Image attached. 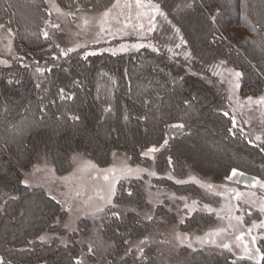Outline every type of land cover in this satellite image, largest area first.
Wrapping results in <instances>:
<instances>
[{
    "label": "trees",
    "instance_id": "obj_1",
    "mask_svg": "<svg viewBox=\"0 0 264 264\" xmlns=\"http://www.w3.org/2000/svg\"><path fill=\"white\" fill-rule=\"evenodd\" d=\"M57 1L69 9H100L112 2ZM155 1L164 13L152 30L156 42L174 45L183 39L193 68L205 69L216 60L231 64L241 73L243 95L264 89V0ZM47 19L44 0H0V22L12 28L18 51L28 61L48 63L40 71L15 61L0 66V264H76L75 241L38 239L40 232L57 228L54 218L63 216L59 203L43 187L21 182L22 169L44 151L60 173L70 167L74 150L104 165L114 149L135 161L141 149L166 139L156 156L158 171L169 156L177 169L185 161L213 180L227 176L232 168L264 180V144L249 141L232 126L224 110L225 95L215 82L167 52L145 47L56 62L53 47H44ZM173 124L183 127L172 130ZM155 182L179 192L196 190L190 182L166 177ZM133 185L128 201L143 205V190ZM162 210L157 206V213L175 220V213ZM199 214L193 213L185 223L195 222ZM138 216L128 210L106 218L102 230L113 246L98 264H170L151 257L115 256L128 236L146 231ZM192 264L236 263L228 253L196 250Z\"/></svg>",
    "mask_w": 264,
    "mask_h": 264
},
{
    "label": "rangeland",
    "instance_id": "obj_2",
    "mask_svg": "<svg viewBox=\"0 0 264 264\" xmlns=\"http://www.w3.org/2000/svg\"><path fill=\"white\" fill-rule=\"evenodd\" d=\"M44 2L48 13L44 29L48 41L44 47H53L51 57L54 61L57 62L62 57L103 51L121 53L143 47L165 51L175 60L187 64L189 70L209 82H215L225 95L224 110L231 117L232 126L235 119V127L249 141L264 144V105H249L246 102L248 97L256 101L264 96V89L256 94L243 95L240 77L234 75L240 71L231 64L216 60L204 65L205 69L193 68L191 52L183 39L174 45L156 42L152 30L159 25V19L164 18V15L154 11L153 6L158 5L155 0H141L140 7H137L136 0H119L116 8H112V5L117 0H112L108 6L100 9L91 6L69 9L62 7L57 0ZM53 4L61 9L60 13ZM108 9L112 11L103 23L104 31L101 32V23L98 22ZM160 11L163 12L161 9ZM68 13L71 15H67ZM84 18L91 23L85 26ZM0 25H3L0 27V66L15 61L37 71L48 65L46 62L28 61L15 46L12 28L1 22ZM73 48L74 51H68ZM185 53L190 55L185 56ZM236 84L239 85L238 88L234 87ZM176 128L179 127L172 130H177ZM257 136L261 139L256 140ZM165 141L166 139L160 144L141 149L140 158L135 161L125 151L114 149L108 163L104 165L97 164L83 151L74 150L70 154V167L60 173L55 171L45 151L38 154L32 164L22 169L21 182L27 181L24 184L43 187L63 210V216L54 218L57 228L40 232L38 239L41 236L46 237L44 241L55 238L59 244L75 241L79 246L76 264L77 261L80 264H98L113 246V239L106 237L102 230L104 221L110 215L123 216L131 210L139 215V219L147 227L142 235L128 236L124 249L115 250V256L119 259L131 255L136 260L151 257L161 263L192 264L193 252L204 250L208 253H228L236 264H264V259H260L264 255V212L260 210L264 205V189L259 185L252 186L253 178L262 183L264 180L236 168H232L222 179L213 180L208 173H198L185 161L179 164V168H182L180 172L169 156L164 158L163 169L158 171L155 160ZM150 148L157 151L148 153ZM125 167L133 171L123 175L121 170ZM110 169L114 171H109ZM137 169L146 171H136ZM233 169L236 173L254 177L241 182L238 174L232 175ZM153 172L155 175H150ZM105 175L108 176L107 181L103 179ZM229 176L231 179L227 178ZM157 177H166L174 182H190L196 186V190L179 192L169 185L156 183ZM113 184L114 195L110 193ZM133 184L143 190V205L138 206L135 202L128 201V197L133 195ZM201 184H211L213 187L208 189ZM236 192L242 193L239 199L235 198ZM110 195L112 203H108ZM193 201L196 203L193 204ZM186 204L188 207H185ZM159 205L163 207L162 211L175 213V220H167L163 212L157 213ZM97 207H102L103 211L97 212ZM195 212L200 213L199 218L195 222L185 223V219ZM177 234L180 239H176ZM224 244L228 248L223 247ZM89 246L93 249L91 252Z\"/></svg>",
    "mask_w": 264,
    "mask_h": 264
},
{
    "label": "snow or ice",
    "instance_id": "obj_3",
    "mask_svg": "<svg viewBox=\"0 0 264 264\" xmlns=\"http://www.w3.org/2000/svg\"><path fill=\"white\" fill-rule=\"evenodd\" d=\"M118 5H119V0H117L116 4H113V5H112V8H116ZM136 5H137V7H140V6H141V0H136ZM53 7L55 8V10H56L58 13L61 12V9H60L58 6H56L55 4H53ZM153 9H154V11L159 12V14H160L161 16L164 15V13L160 11V6H159V5H154V6H153ZM111 11H112V9H108V10H106L105 12H103V14H102L103 19H102L101 21L98 22V23H101V29H100L101 32L104 31V28H103L102 25H103L104 22L107 21V18L109 17ZM62 14H63V13H62ZM67 15H71V13H68ZM90 23H91V21H90L89 19L84 18V20H83V24H84L85 26L89 25ZM53 26H54V27H58V25H53ZM0 27H3V25H0ZM150 30H151V29H150ZM178 32H179V29H177V33H178ZM44 35L47 36V33L45 32ZM181 42L183 43V40H182ZM78 46H79V45H78ZM143 46H144V45H133V47H143ZM177 47H179V45H177ZM74 50H75L74 48H73V49H68V51H74ZM122 50H123V49H122ZM169 51H171V49H169ZM62 54H66V53H63V52H62ZM113 54H115V53H113ZM188 55H190V54H189V53H185V56H188ZM222 63H223V62H222ZM37 71H40V69H37ZM234 75H235V77L238 78V77L241 76V73H240V72H235ZM234 87H237V88H238L239 85L236 84V85H234ZM229 98L231 99V97H229ZM246 102H247L249 105H251V104H253V103L264 105V96H261V97L258 98L256 101H253L252 97H248ZM241 107H243V105H241ZM233 125L235 126V119H233ZM170 127H181V128H182L183 125H182V124H179V125H171ZM230 131H231V129H230ZM260 139H261L260 136H257V137H256V140H260ZM166 143H167V141H165V144H166ZM154 151H157V149H155V148H150V149H148V153H151V152H154ZM148 153H144V155H147ZM89 163H90V162H89ZM91 166L94 167V165H91ZM109 171H114V169H110ZM121 171H122V174H123V175H128V174L131 173L133 170L130 169V168L125 167V168L122 169ZM136 171H146V170H145V169H137ZM236 174H237V173H236V170L233 169L232 175H236ZM150 175H155V173H154V172H153V173H150ZM170 178H171V177H170ZM227 178H228V179H231V176H229V177H227ZM103 179L107 181V180H108V176L105 175V176L103 177ZM197 182H198V181H197ZM23 183H27V181H23ZM177 183H181V181H177ZM256 185H259L262 189H264V183H262L261 181L256 180L255 178H253L252 186L255 187ZM201 186H202V187H207L208 189H211V188L213 187L211 184H208V185H203V184H201ZM110 193L113 194V195H114V193H115V185H114V184H113V185L111 186V188H110ZM129 195H131V193H129ZM241 195H242V193L236 192V194H235V198H236V199H239ZM253 195H254V193H253ZM101 198L103 199V197H101ZM181 199H184V198L182 197ZM108 203H112L111 195L109 196ZM195 203H196V201H193V204H195ZM185 207H188V205L186 204ZM205 207L207 208L208 206L205 205ZM260 210H261L262 212H264V205L261 206V209H260ZM96 211H97V212H101V211H103V208H102V207H97V208H96ZM148 219H151V217H148ZM237 219H241V218L237 217ZM254 226H255V225H254ZM221 231H222V230H221ZM40 239L43 241L44 239H46V237H45V236H41ZM176 239H180L179 234H177ZM197 239H199V238H197ZM237 239H240V237H237ZM253 242H255V240H254ZM141 243H143V241H141ZM223 247L228 248V245H227V244H224ZM92 250H93L92 247L89 246V252H91ZM140 251L142 252L143 249H140ZM257 252L259 253V249H257ZM260 259H264V255H261V256H260ZM77 264H80V262L77 261Z\"/></svg>",
    "mask_w": 264,
    "mask_h": 264
},
{
    "label": "crops",
    "instance_id": "obj_4",
    "mask_svg": "<svg viewBox=\"0 0 264 264\" xmlns=\"http://www.w3.org/2000/svg\"><path fill=\"white\" fill-rule=\"evenodd\" d=\"M237 174L240 177L239 179L242 180L241 182L245 181L246 179L252 180V178L254 177V176H251V175H248V174H244V173H239V172Z\"/></svg>",
    "mask_w": 264,
    "mask_h": 264
}]
</instances>
